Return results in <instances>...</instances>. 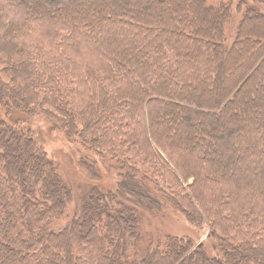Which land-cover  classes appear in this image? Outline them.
Returning a JSON list of instances; mask_svg holds the SVG:
<instances>
[{"label": "trees", "instance_id": "16d2710c", "mask_svg": "<svg viewBox=\"0 0 264 264\" xmlns=\"http://www.w3.org/2000/svg\"><path fill=\"white\" fill-rule=\"evenodd\" d=\"M233 8L0 0V264H264V0L239 1L229 43ZM13 112L52 120L113 185L66 182ZM167 210L200 246L142 235Z\"/></svg>", "mask_w": 264, "mask_h": 264}, {"label": "rangeland", "instance_id": "374dc122", "mask_svg": "<svg viewBox=\"0 0 264 264\" xmlns=\"http://www.w3.org/2000/svg\"><path fill=\"white\" fill-rule=\"evenodd\" d=\"M232 1L234 5L232 20L226 29L227 42L229 43L233 39L236 26L241 18V12H238L236 9L240 0ZM215 3L216 1L210 2V4ZM228 35H231V38H228ZM12 114L14 119H22L24 121V127L34 130L38 142L44 147L48 156L55 162L59 174L66 182L73 184L80 189L82 186H85L92 181L103 183L108 186L113 185L115 173L111 170L107 171V168H103L102 165V167H99L98 174L95 177L90 176L79 167L78 159L79 156L81 157V153L75 152L70 143L71 141H68L67 137H65L59 129L53 126L52 123L54 122L52 120H48L43 116L29 118L16 112H13ZM68 214H70V209ZM67 221L68 217L66 219H61L53 227H62ZM140 228L142 235H173L190 238L196 245H198L199 242H203L206 239L205 235L207 234V230L192 226L183 214L171 210H167L161 214L153 211H143L141 214ZM212 252L211 254H213Z\"/></svg>", "mask_w": 264, "mask_h": 264}, {"label": "water", "instance_id": "95a60500", "mask_svg": "<svg viewBox=\"0 0 264 264\" xmlns=\"http://www.w3.org/2000/svg\"><path fill=\"white\" fill-rule=\"evenodd\" d=\"M206 236H207V235H206ZM201 244H202V242H199V243H198V246H200Z\"/></svg>", "mask_w": 264, "mask_h": 264}, {"label": "bare ground", "instance_id": "6f19581e", "mask_svg": "<svg viewBox=\"0 0 264 264\" xmlns=\"http://www.w3.org/2000/svg\"><path fill=\"white\" fill-rule=\"evenodd\" d=\"M206 235H207V234H206ZM206 235H205V236H206ZM206 237H207V236H206Z\"/></svg>", "mask_w": 264, "mask_h": 264}]
</instances>
